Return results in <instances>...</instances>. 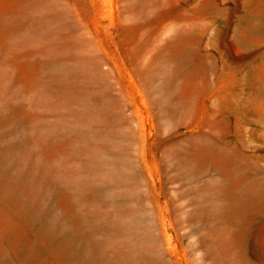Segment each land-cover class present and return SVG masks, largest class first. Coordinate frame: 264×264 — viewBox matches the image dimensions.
<instances>
[{
  "label": "rangeland",
  "instance_id": "1",
  "mask_svg": "<svg viewBox=\"0 0 264 264\" xmlns=\"http://www.w3.org/2000/svg\"><path fill=\"white\" fill-rule=\"evenodd\" d=\"M0 264H264V0H0Z\"/></svg>",
  "mask_w": 264,
  "mask_h": 264
}]
</instances>
